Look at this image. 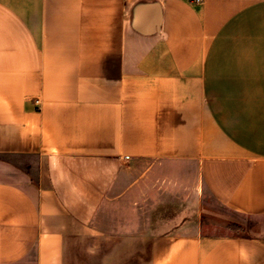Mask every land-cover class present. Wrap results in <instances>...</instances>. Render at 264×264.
I'll return each instance as SVG.
<instances>
[{
  "label": "crops",
  "instance_id": "0c3cea01",
  "mask_svg": "<svg viewBox=\"0 0 264 264\" xmlns=\"http://www.w3.org/2000/svg\"><path fill=\"white\" fill-rule=\"evenodd\" d=\"M145 161L254 220L163 264H264V0H0V264H69Z\"/></svg>",
  "mask_w": 264,
  "mask_h": 264
},
{
  "label": "rangeland",
  "instance_id": "374dc122",
  "mask_svg": "<svg viewBox=\"0 0 264 264\" xmlns=\"http://www.w3.org/2000/svg\"><path fill=\"white\" fill-rule=\"evenodd\" d=\"M235 221L245 231L254 222L216 203L194 173L165 162H131L125 190L108 197L95 228L70 245L69 264H163L174 233L197 224L204 233H224ZM20 264H34L32 259Z\"/></svg>",
  "mask_w": 264,
  "mask_h": 264
},
{
  "label": "built area",
  "instance_id": "2783aa9c",
  "mask_svg": "<svg viewBox=\"0 0 264 264\" xmlns=\"http://www.w3.org/2000/svg\"><path fill=\"white\" fill-rule=\"evenodd\" d=\"M129 158H130V156H126V157H125V159H129Z\"/></svg>",
  "mask_w": 264,
  "mask_h": 264
}]
</instances>
